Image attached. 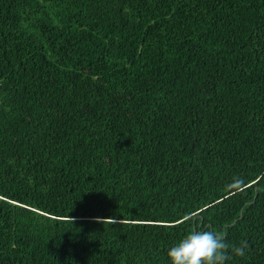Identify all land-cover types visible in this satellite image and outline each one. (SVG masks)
<instances>
[{
    "label": "trees",
    "instance_id": "trees-1",
    "mask_svg": "<svg viewBox=\"0 0 264 264\" xmlns=\"http://www.w3.org/2000/svg\"><path fill=\"white\" fill-rule=\"evenodd\" d=\"M193 228L264 264V0H0V264H171Z\"/></svg>",
    "mask_w": 264,
    "mask_h": 264
},
{
    "label": "clouds",
    "instance_id": "clouds-1",
    "mask_svg": "<svg viewBox=\"0 0 264 264\" xmlns=\"http://www.w3.org/2000/svg\"><path fill=\"white\" fill-rule=\"evenodd\" d=\"M243 190L244 181L240 178L226 185V191L232 194ZM102 222L117 223L115 219ZM248 247L246 240L241 241L238 246L230 244L225 231L193 228L180 242L169 249L167 255L171 264H227L231 259L230 253L242 257Z\"/></svg>",
    "mask_w": 264,
    "mask_h": 264
}]
</instances>
